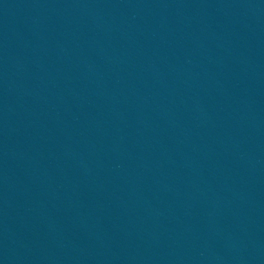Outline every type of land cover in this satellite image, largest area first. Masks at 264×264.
<instances>
[{
	"label": "water",
	"instance_id": "water-1",
	"mask_svg": "<svg viewBox=\"0 0 264 264\" xmlns=\"http://www.w3.org/2000/svg\"><path fill=\"white\" fill-rule=\"evenodd\" d=\"M0 264H264V0H0Z\"/></svg>",
	"mask_w": 264,
	"mask_h": 264
}]
</instances>
